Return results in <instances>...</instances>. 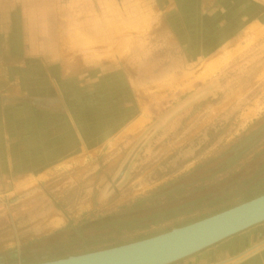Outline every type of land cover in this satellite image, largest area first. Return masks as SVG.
I'll return each instance as SVG.
<instances>
[{
    "label": "rangeland",
    "instance_id": "1",
    "mask_svg": "<svg viewBox=\"0 0 264 264\" xmlns=\"http://www.w3.org/2000/svg\"><path fill=\"white\" fill-rule=\"evenodd\" d=\"M0 33L4 91L47 92L52 80L76 110L81 143L56 165L0 184V264L106 248L116 238L99 230L98 217L152 192L181 186L184 198L168 209L237 190L232 165L224 177L214 173L234 141L264 132V116L250 121L264 115V0H0ZM197 92L107 195L140 135ZM258 147L241 158L245 167L233 166L235 178H249L264 159L251 158Z\"/></svg>",
    "mask_w": 264,
    "mask_h": 264
},
{
    "label": "crops",
    "instance_id": "2",
    "mask_svg": "<svg viewBox=\"0 0 264 264\" xmlns=\"http://www.w3.org/2000/svg\"><path fill=\"white\" fill-rule=\"evenodd\" d=\"M3 41L4 36L0 33V55ZM3 84L1 81L0 184L8 183L13 176L38 174L40 169L56 165L63 157L66 159L80 148L81 143L72 119L76 110L67 106L69 104L64 97L59 96L52 80L48 81L47 92L33 90L27 93L23 88L20 93L9 94L4 91ZM261 116L264 115L253 117L254 121ZM250 121L251 124L254 122L253 119ZM262 149L264 145L253 150L251 158L260 159L264 156V154L259 155ZM240 162H242L239 163L240 166H246L243 160ZM261 164H264V159L254 169L261 167ZM234 167L227 171V176H232L229 172H233ZM216 176L223 175L216 174ZM259 181L264 182V172L256 176L251 183H259ZM180 198L181 195L171 201L178 202ZM216 198L215 195L209 194L202 199H193V201L201 200V203L198 202L201 208L192 204L180 209L179 213L183 217L188 214L190 218L208 215L218 205L223 204L224 200L218 205H212ZM235 198L239 199V197ZM237 204L240 203L228 206ZM183 217L179 220L181 221ZM169 264H264V221Z\"/></svg>",
    "mask_w": 264,
    "mask_h": 264
},
{
    "label": "water",
    "instance_id": "3",
    "mask_svg": "<svg viewBox=\"0 0 264 264\" xmlns=\"http://www.w3.org/2000/svg\"><path fill=\"white\" fill-rule=\"evenodd\" d=\"M202 95L203 92H197L187 97L149 127L131 150L112 182L116 184L123 178L132 158L148 136ZM262 221L264 194L150 237L34 264H169Z\"/></svg>",
    "mask_w": 264,
    "mask_h": 264
},
{
    "label": "trees",
    "instance_id": "4",
    "mask_svg": "<svg viewBox=\"0 0 264 264\" xmlns=\"http://www.w3.org/2000/svg\"><path fill=\"white\" fill-rule=\"evenodd\" d=\"M258 120L254 121L253 123L258 122ZM261 136H264V132L260 131L255 137H252L251 141H247V140L244 141L240 140L238 142L234 141L235 143L233 142V145H231L230 149L224 150L223 153L219 155L221 157L227 155V157L224 160H222V164L218 165L219 167L216 168L215 170L216 173L214 174L222 173L223 170L229 167L228 165L234 166L235 164H238V162L241 160L243 155L246 154L248 149H252L253 147H258L257 137L261 138ZM237 139L239 140V138ZM260 154H264V149H262V151L259 152V155ZM228 160L231 161L229 163H226L225 161ZM261 167L257 168L256 170L254 169V172L247 179L235 178L234 177L235 173H233L234 172L233 171L232 184L237 189L233 193L234 196H231L229 194L224 198L218 197L215 199V201H213L214 203L212 205H218L223 200H226L229 197H239V199L233 203L236 204L237 202L241 203L251 198H254L258 195L264 194V182L259 181V183L258 182L251 183V181L256 176L264 172V164H261ZM179 190H181V186H177L176 188H172L168 191L164 190L161 192H152L149 195L134 200L130 204L119 209V211L117 212H114L109 215L99 216L96 221L98 224H100L99 230L100 229L105 230L107 232V235H109L108 238L110 240L116 238V242L113 241L107 247H112V246L128 243L131 241H136L159 233H163L170 230V227L172 226L174 227L183 226L191 222L197 221L199 219L205 218L207 216L213 215L229 207V206H224L222 208H214V210L211 211L210 214L208 215H200L194 218L192 217L190 218L189 217L190 215L186 214L183 217V215L179 213L180 209L195 204V201L193 202L189 201L187 203H184L185 205L179 204V206H174L168 209H164L166 206L174 203L173 201H171L172 199H175L180 195H181L180 199L184 198L183 197L184 195H182V193ZM198 202L201 203V200H199ZM198 202H196L197 205L195 204V207L200 206L201 208V204H198ZM187 209L191 210V208H187ZM182 217L183 219L180 222H177V218H182ZM168 221H173L174 222L173 225L159 230L156 229L155 231L154 228L160 227L166 224ZM77 234L78 237L81 236V232H78ZM132 234H136V236H134V238H131L128 241H122V242L120 241L121 237L123 236L125 237ZM98 249H103V248L87 249L84 250V252L94 251Z\"/></svg>",
    "mask_w": 264,
    "mask_h": 264
},
{
    "label": "flooded vegetation",
    "instance_id": "5",
    "mask_svg": "<svg viewBox=\"0 0 264 264\" xmlns=\"http://www.w3.org/2000/svg\"><path fill=\"white\" fill-rule=\"evenodd\" d=\"M179 112H177V114H179ZM176 115V114H175ZM178 116V115H177ZM174 118V117H173ZM171 119V118H170ZM170 119L167 121L169 122ZM167 122L163 125V127H161L160 129L156 130L154 133H152L150 136H148V138L145 140V142L143 143V145L139 148V150L136 152V155L132 158L127 170H126V173L125 175L123 176L122 179H120L116 184H114L112 182V180L114 179V177L117 175L118 171L120 170L122 164L124 163V161L126 160V158L128 157V155L130 154L131 150L134 148V146L138 143V141L145 135L146 131L149 129H147L143 134L140 135L139 139L136 140V142L134 143V145L132 146L131 150L128 152V154L126 155V157L124 158L123 162L120 164L118 170L116 171V173L114 174V176L112 177V179L110 180V182L108 183V185L106 186V193L107 195L114 192L115 190H117L118 188L122 187L125 183H126V180H127V177L129 175V173L131 172V167L133 166V164L135 163V159L137 158L138 154L146 147L148 146L153 137L161 130H163V128L165 129V125L167 124ZM111 186V188H110Z\"/></svg>",
    "mask_w": 264,
    "mask_h": 264
}]
</instances>
